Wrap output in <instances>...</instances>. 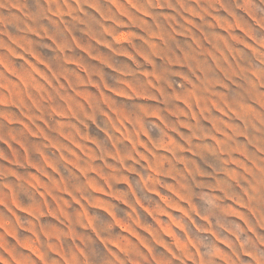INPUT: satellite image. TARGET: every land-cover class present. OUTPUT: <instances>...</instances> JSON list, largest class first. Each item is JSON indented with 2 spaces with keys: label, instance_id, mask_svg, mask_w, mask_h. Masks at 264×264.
I'll return each instance as SVG.
<instances>
[{
  "label": "rangeland",
  "instance_id": "obj_1",
  "mask_svg": "<svg viewBox=\"0 0 264 264\" xmlns=\"http://www.w3.org/2000/svg\"><path fill=\"white\" fill-rule=\"evenodd\" d=\"M0 264H264V0H0Z\"/></svg>",
  "mask_w": 264,
  "mask_h": 264
}]
</instances>
